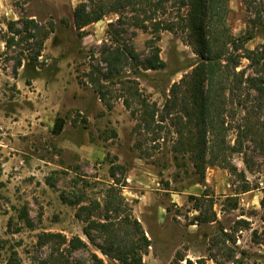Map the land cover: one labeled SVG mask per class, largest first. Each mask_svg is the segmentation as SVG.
<instances>
[{"label":"rangeland","instance_id":"374dc122","mask_svg":"<svg viewBox=\"0 0 264 264\" xmlns=\"http://www.w3.org/2000/svg\"><path fill=\"white\" fill-rule=\"evenodd\" d=\"M80 1L0 0V264H57V240L40 238L44 232L86 242L71 253L63 250L71 261L97 264L95 253L104 264H121L96 247L98 232L92 230L95 242L87 239L86 222L75 215L82 204L103 203L112 174L150 239L144 264H186L185 258H202L204 264H264V146L242 138L241 145L231 148L243 115L236 100L228 99L222 110L227 129L218 134L224 140L218 149L224 148L236 171L209 165L204 181L198 182L189 155L174 150L178 125L173 115L162 121L156 115L146 124L130 88L136 86L159 112L171 85L191 71L198 56L177 23L186 7L170 0L157 10L156 19L173 28L160 30L156 39L150 20H145L146 28L139 24L153 15L148 4L139 3L138 11L107 12L78 29L73 14ZM21 17L52 29L37 60L29 59L24 40L4 45L6 22ZM224 18L233 37L252 35L247 48L264 43V0H228ZM116 29H123L117 37L140 58L157 45L165 64L155 70L124 67L107 84L103 100L89 77H101L98 68L106 67L102 45ZM17 58L22 63L15 70ZM247 64L243 58L237 69L249 74ZM57 118L64 124L54 133ZM246 183L251 189L241 192ZM200 209L210 216L214 212L215 220L197 223ZM102 215L99 209L93 217Z\"/></svg>","mask_w":264,"mask_h":264},{"label":"trees","instance_id":"16d2710c","mask_svg":"<svg viewBox=\"0 0 264 264\" xmlns=\"http://www.w3.org/2000/svg\"><path fill=\"white\" fill-rule=\"evenodd\" d=\"M170 0H81L74 9V24L80 29L91 22L100 20L107 12L121 14L124 10H135L139 3L148 4L153 15H147L140 19V26L146 28L145 20H150L152 33L158 39L159 31L172 30L173 23H164L156 19L157 10L165 9ZM146 2V3H145ZM228 0H179V8L186 9L178 16V24L185 30L186 42L192 47L198 60L189 73L184 74L178 82H174L169 94L165 98L162 109L158 112L155 103L149 104L142 97L138 88L131 86L137 93V100L142 106V120L148 123L155 120H164L167 116L178 125L177 139L174 150L188 154L193 166L199 173L198 182L204 181V170L209 165H218L236 171V166L227 159V152L218 147L224 140L218 136L219 130H226V120L223 109L228 99H235L236 105L243 110V115L238 117L240 122L235 124L236 149L242 144V138H251L254 142L264 146V43L254 49L245 46L252 35H239L233 37L225 26V14ZM120 21V22H119ZM121 23V19H117ZM176 22H174L175 24ZM113 27V24L110 23ZM8 34L4 37V45L9 48L20 44L24 40L28 44L26 49L31 52L29 59L37 60L41 54L44 40L52 31L34 18H18L6 22ZM116 33L108 42H104L100 52L101 60L105 63V69H99L101 77H94L90 73L89 81L94 86L99 98L105 100L107 84L119 78L124 67L140 69H159L164 66V61L159 56V47L153 45L150 54L140 58L130 44L121 36L123 29H116ZM121 31V32H120ZM109 32V31H108ZM111 38V34H110ZM248 60V68L251 73L246 74L245 69H237L241 59ZM22 61L17 58L14 69L16 70ZM107 80L103 83L101 79ZM127 98L125 102H127ZM257 115V120L252 121V116ZM64 121L57 118L52 131L59 133ZM222 135V134H221ZM244 178V173L240 172ZM113 183L108 186L105 198L101 204L92 200L78 207L75 215L86 222L85 235L90 242H95L92 230L98 232L100 243H96L99 251L121 264H144L143 254L150 246V239L137 218L130 212V207L125 202L118 179L112 174ZM251 189L249 184H243L241 192ZM199 206V205H197ZM201 208V206H199ZM212 208V204H211ZM101 209V219L94 218V213ZM210 214V213H209ZM197 223L213 221L216 218L214 212L211 216L208 212L199 210L194 217ZM44 240H57L56 262L57 264H80L78 260L71 261L66 258L63 250L71 253L76 249L86 246V242L78 237L67 238L62 233L44 232L40 235ZM60 249L61 245H64ZM178 253H176V256ZM97 264H104L102 258L92 254ZM179 256V255H178ZM182 260L184 257L179 256ZM186 264H204L202 258L195 262L185 258ZM47 264V263H46Z\"/></svg>","mask_w":264,"mask_h":264}]
</instances>
